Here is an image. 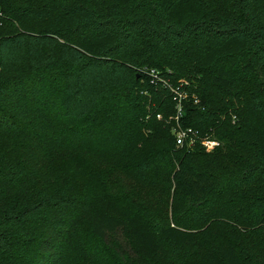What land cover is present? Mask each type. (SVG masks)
Segmentation results:
<instances>
[{"label":"trees","instance_id":"obj_1","mask_svg":"<svg viewBox=\"0 0 264 264\" xmlns=\"http://www.w3.org/2000/svg\"><path fill=\"white\" fill-rule=\"evenodd\" d=\"M0 264H264V0H0Z\"/></svg>","mask_w":264,"mask_h":264},{"label":"built area","instance_id":"obj_2","mask_svg":"<svg viewBox=\"0 0 264 264\" xmlns=\"http://www.w3.org/2000/svg\"><path fill=\"white\" fill-rule=\"evenodd\" d=\"M143 73L146 74L153 85H161L163 87H169L174 95V101L176 102L178 115L173 118L176 121V125L172 128V133L175 135L176 143L178 147L193 148L198 143L203 146L207 152H212L221 146V142L214 138H202L197 130L193 128H184L179 122V118L182 115V109L184 106V100L187 98V93L181 92L179 88H174L169 84V81L162 77L161 72L153 68L143 69ZM161 118V116H159Z\"/></svg>","mask_w":264,"mask_h":264}]
</instances>
